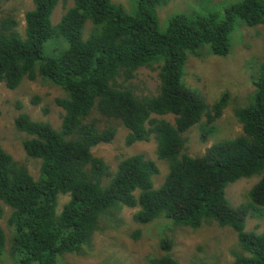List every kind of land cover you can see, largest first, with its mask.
Segmentation results:
<instances>
[{"label": "trees", "instance_id": "1", "mask_svg": "<svg viewBox=\"0 0 264 264\" xmlns=\"http://www.w3.org/2000/svg\"><path fill=\"white\" fill-rule=\"evenodd\" d=\"M59 1L32 0L25 34L15 16L0 19V83L15 89L25 79H43L64 91L56 100L64 111L60 129L27 113L15 118L28 135L25 152L41 160L38 178L0 143V220L2 206L11 209L9 234L0 223V254L8 245L11 264H69L64 255L80 252L122 208L134 207L139 223L163 218L193 229L205 224L231 229L239 249L229 264H264V229H246L250 212L264 207V59L252 77L253 100L234 111L242 133L199 156L184 152V133L203 118L213 125L229 103L224 92L208 105L186 84L188 58L204 47L226 56L236 20L264 25V0H237L223 13H176L165 29L157 8L170 0H137L133 13L113 0H74L54 23ZM154 65L160 68L157 95L139 98L117 83L119 76L131 79ZM169 115L173 121L165 118ZM115 123L130 130L129 144L156 138L158 156L168 163L159 186L157 163L142 154L123 158L114 171L94 155V146L114 139ZM213 129H204L203 139ZM255 176L248 200L234 205L228 184ZM61 194L69 199L58 212ZM159 246L164 252L150 257V264H180L170 253L173 239L164 236Z\"/></svg>", "mask_w": 264, "mask_h": 264}, {"label": "rangeland", "instance_id": "2", "mask_svg": "<svg viewBox=\"0 0 264 264\" xmlns=\"http://www.w3.org/2000/svg\"><path fill=\"white\" fill-rule=\"evenodd\" d=\"M113 1L123 5L130 13L137 7V0ZM236 1L170 0L157 8L160 27L165 29L173 14L195 16L210 11L223 13L227 5ZM73 4L74 0H60L52 16L54 23H57ZM32 8V0H1L0 19L3 16H15L19 21L17 29L25 34V13ZM241 23L240 20H236L231 35V50L226 56L214 55L204 47L199 50V54L188 58L185 82L190 88L198 90L208 105L216 102L224 92L229 94L228 105L213 125H206L204 123L206 118H203L202 124L197 123L184 133L186 138L184 152L189 155H202L215 142L242 133V125L234 116V111L253 100L255 88L252 77L258 64L264 59V25L247 26ZM86 30L89 31L90 26H87ZM48 43L49 41L45 44L47 54L50 53ZM159 72L160 68L157 65L142 67L131 79L119 76L117 83L123 87H130L139 98L157 95L160 85ZM63 95V89L49 80L25 79L15 89H9L0 83V143L16 160L24 163L35 178L39 176L41 160L30 157L25 152L23 141L28 135L15 126V118L27 113L34 120L49 122L60 129L64 111L56 100ZM99 117L104 120L103 117ZM165 118L171 121L174 119L172 115ZM115 127L117 132L114 139L94 146L92 148L94 155L102 158L110 166V170L114 171L123 158L142 154L157 163L159 173L154 176V184L159 186L168 171V163L158 156L156 138L152 135L147 140L129 144L130 130L121 123H115ZM210 127L214 128L213 132L203 139V130H209ZM258 179V176L242 178L228 184L226 187L228 199L234 205L247 201L248 191ZM68 199V194L60 195L58 212ZM2 207L4 218L0 223L9 234L7 217L11 209L8 206ZM136 211L137 208L134 207L122 208L115 222L95 232L92 240L84 245L80 252L68 253L63 256V260L69 264H150V257L164 252L159 246V241L164 236L173 239L174 246L170 253L180 264H229L234 260L232 251L239 249L237 235L231 229L215 224H205L193 229L163 218H157L149 223H139L133 218ZM246 229L258 232L264 229V207L257 212H250L246 220ZM9 237L10 235L8 239ZM9 250L7 245L0 254V264H11Z\"/></svg>", "mask_w": 264, "mask_h": 264}]
</instances>
